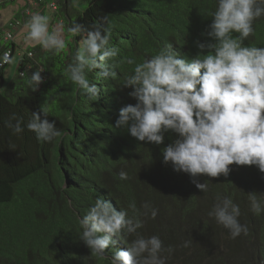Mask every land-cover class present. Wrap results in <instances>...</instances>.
<instances>
[{
    "label": "trees",
    "instance_id": "1",
    "mask_svg": "<svg viewBox=\"0 0 264 264\" xmlns=\"http://www.w3.org/2000/svg\"><path fill=\"white\" fill-rule=\"evenodd\" d=\"M58 3L66 15L60 20L65 36L73 22L85 27L103 24L111 29L110 43L120 49L118 61L135 57L139 63L169 44L182 58L191 59L201 51L197 42H213L207 32L216 0H89L74 19L71 0ZM15 18L24 19L22 12ZM253 27L255 34L244 43L264 47V17ZM81 39L65 37L66 48L58 54L39 45L29 47L33 57L26 53L20 58L19 72L6 86L1 70L0 264H112L115 252L126 250L137 235H158L165 247L171 245V254L162 253L166 264H264V213L254 214L248 200L252 191L264 196V173L254 165L232 164L227 176L198 175L196 179L208 185L202 192L187 173L163 162V148L176 133L165 132L157 145L138 141L127 127H115L119 109L136 103L128 95L131 87L123 85L134 65L120 64L115 79L104 80L99 68L89 73L100 88L95 101L70 81L65 69ZM40 67L44 81L32 91L27 81ZM40 107L49 110L47 118L61 132L52 142L38 141L26 127ZM13 113L23 118L22 133L5 126ZM121 171L127 173L126 180L119 178ZM97 197L143 221L136 233L121 241L114 237L116 244L103 257L93 255L80 238L79 221ZM223 197L240 206L239 221L247 225V235L232 239L209 215ZM152 208L157 210L155 218Z\"/></svg>",
    "mask_w": 264,
    "mask_h": 264
},
{
    "label": "clouds",
    "instance_id": "2",
    "mask_svg": "<svg viewBox=\"0 0 264 264\" xmlns=\"http://www.w3.org/2000/svg\"><path fill=\"white\" fill-rule=\"evenodd\" d=\"M29 1L35 0H24L26 7L22 15L30 7ZM39 6L48 10L45 4L32 5L29 16L14 18L0 30L19 21V28L24 26L26 41L32 47L39 45L58 54L66 48L65 26L60 22L50 30V16L33 12ZM57 11L58 4L53 12ZM211 16L207 35L213 42L207 45L197 42L201 51L191 59L182 58L169 44L139 63L135 57H122L118 61L120 49L110 43V28L103 24L85 27L73 22L67 29L71 36L82 37L65 69L70 81L89 100L95 101L99 99L100 88L90 81L89 73L99 68L104 80L115 79V69L120 64L134 65L123 85L131 87L128 95L135 98L136 103L119 109L115 127H127L138 141L157 145L163 142L165 132L176 133L177 138L163 148V162H170L174 171L187 173L202 192L207 191L208 185L199 182L198 175L227 176L232 164L254 165L264 173V47L244 43L255 34L254 21L264 17V0H216ZM27 17L30 18L26 20ZM13 35L7 32L6 38L13 40L0 41V49L11 51V54L0 55V67L5 64L0 68V77L1 70L14 63L16 41ZM205 47L211 49L207 54L202 51ZM27 56L32 58L33 53ZM43 71L44 67H40L31 73L27 84L32 91L43 83ZM20 75L24 76V72ZM48 115L49 110L40 107L39 112H32L26 124L40 142H52L61 135ZM22 124L23 118L15 113L5 122L16 134L24 131ZM119 178L126 180L127 173L121 171ZM248 200L254 214L264 213V196L252 191L248 193ZM130 207L135 210L136 206L131 204ZM144 207L150 208L148 204ZM150 215L155 218L157 210L152 208ZM209 215L228 230L232 239L248 233L247 225L239 221L240 206L230 197L218 199ZM79 223L80 238L91 253L99 257L116 244L114 237L121 241L126 234L136 233L143 227L142 220L129 217L126 209L117 210L102 197L95 199ZM184 246H188V242ZM173 251L171 245L165 247L158 235H137L126 250L115 252L112 264H166L167 257L162 253Z\"/></svg>",
    "mask_w": 264,
    "mask_h": 264
},
{
    "label": "rangeland",
    "instance_id": "3",
    "mask_svg": "<svg viewBox=\"0 0 264 264\" xmlns=\"http://www.w3.org/2000/svg\"><path fill=\"white\" fill-rule=\"evenodd\" d=\"M47 1H56L58 4L59 10L57 12L53 11H45V15H50L51 20H50V30L51 27L56 26L58 23H60L61 17L66 16L65 12L61 11V5L58 3L59 0H47ZM89 0H71V5L69 7V14L70 16L74 19L77 17V15L80 12H83L87 7H88ZM25 7V2L24 0H11L9 1L5 7L1 6L0 7V28H4L12 19L15 18V16L19 13L20 11L23 10ZM40 9H36L35 12H39ZM65 30V29H64ZM14 38L17 43V48L16 51L13 55L14 58V63L7 65L4 69V79H5V86L9 83V81L14 78L18 72H19V60H20V55L24 54L27 52L28 48L31 47V43L26 41V29L24 26L20 27L19 30L16 32L14 31ZM71 37V35H66L65 36V31H64V38ZM74 43V40L70 38V43ZM1 78V77H0Z\"/></svg>",
    "mask_w": 264,
    "mask_h": 264
},
{
    "label": "built area",
    "instance_id": "4",
    "mask_svg": "<svg viewBox=\"0 0 264 264\" xmlns=\"http://www.w3.org/2000/svg\"><path fill=\"white\" fill-rule=\"evenodd\" d=\"M3 0H0V4H2ZM29 6L31 7L32 5L33 6H37L39 4H45L47 9L49 11H56L57 10V3L55 1H45V0H35V1H29L28 2ZM27 8L24 12H23V15L24 16H29L31 14V8ZM19 26H21V23L19 21H16L15 23H11L10 24V27L8 29H5V30H0V41H3V42H9V41H12L13 39H7L5 34L7 32H11L12 35H13V32L14 30H16L17 28H19ZM14 37V35H13ZM4 52H8L11 54V51L10 50H2L0 49V55H2ZM5 66V64L3 65ZM2 66V67H3ZM0 67V68H2Z\"/></svg>",
    "mask_w": 264,
    "mask_h": 264
},
{
    "label": "crops",
    "instance_id": "5",
    "mask_svg": "<svg viewBox=\"0 0 264 264\" xmlns=\"http://www.w3.org/2000/svg\"><path fill=\"white\" fill-rule=\"evenodd\" d=\"M25 7H26V6H25ZM25 7H24V8H25ZM24 8H23V9H24ZM38 9H40L39 12H40L41 14H45V13H46L45 11H47V10L45 9L44 6H39ZM22 11H23V10H21L20 12H22ZM35 11H36V10L33 9V12H35ZM47 15H48V14H47ZM49 16H50V15H49ZM50 18H51V16H50ZM60 22H62V21H60ZM15 45H16V48H17V43H16V42H15Z\"/></svg>",
    "mask_w": 264,
    "mask_h": 264
}]
</instances>
